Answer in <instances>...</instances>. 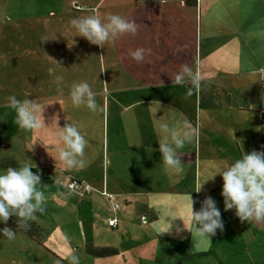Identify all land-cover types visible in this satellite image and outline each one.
<instances>
[{"label":"rangeland","instance_id":"374dc122","mask_svg":"<svg viewBox=\"0 0 264 264\" xmlns=\"http://www.w3.org/2000/svg\"><path fill=\"white\" fill-rule=\"evenodd\" d=\"M129 1L110 0L111 14L134 20L136 34L120 35L103 47L76 35L69 24L72 18L95 12L17 19L8 16V8L1 9L0 169L32 166L30 170L40 175L46 211L30 222L32 234L10 219L0 224L16 233L11 240L0 237V264H69L66 248L79 256L80 264H264V223L241 222L234 209L225 211L222 178L217 174L209 179L217 166L240 158L237 143L212 137L215 132L203 128L196 107L193 139L182 150L194 152L197 147L199 157L182 161L181 174L165 173L157 134L164 115L157 121L159 109L145 111L150 105L140 104V76L134 75L140 63L129 56L140 48V12L133 5L131 16L125 6ZM5 5L1 0L0 7ZM96 9L95 15L104 18L105 5L97 1ZM79 82H87L96 93L94 111L72 106L69 91ZM10 95L28 97L43 107L44 124L34 131L19 129L14 110L4 107ZM67 122L77 125L88 141L83 168L66 169L56 160L61 146L56 133ZM41 156L49 158V168L42 165ZM72 179L90 189L70 187ZM205 196L215 200L223 230L210 241L187 230L177 234L190 197L195 212ZM129 197L149 206L148 222L131 209L127 217L124 211L118 213L119 228L110 227L114 203L130 205Z\"/></svg>","mask_w":264,"mask_h":264},{"label":"crops","instance_id":"0c3cea01","mask_svg":"<svg viewBox=\"0 0 264 264\" xmlns=\"http://www.w3.org/2000/svg\"><path fill=\"white\" fill-rule=\"evenodd\" d=\"M5 1L0 14L1 9L8 8V16L17 19L65 18L84 11L97 14V1L105 5L106 14L114 7L110 0H92L95 4L77 0ZM129 3L125 6L130 8L131 16L133 5L138 8L136 13L140 12V48L149 50L145 62L138 64L140 70L134 74L140 76L143 102L140 104L150 105L145 111L159 109L157 121L162 114V120L169 125L183 120L192 124L196 107L202 115L203 128L215 132L212 137L237 143V157L243 152L264 151L261 147L264 146V0H130ZM182 65L201 76L198 88L172 83ZM178 154L186 163L199 157L197 147L194 152L179 149ZM40 161L49 168V158L41 156ZM127 203L130 205L114 203L119 206V210L113 206L119 223L120 211L127 217L131 209L135 210L139 220L140 213L148 212L149 206L138 198L129 197ZM113 216L109 214L108 219Z\"/></svg>","mask_w":264,"mask_h":264},{"label":"clouds","instance_id":"9594fccd","mask_svg":"<svg viewBox=\"0 0 264 264\" xmlns=\"http://www.w3.org/2000/svg\"><path fill=\"white\" fill-rule=\"evenodd\" d=\"M69 24L76 35L99 47L115 41L120 35L134 36L137 32L134 20L111 13L106 14L104 18L95 14L72 18ZM44 40L47 39L41 41ZM148 52L147 49L136 48L129 52V56L133 61L143 63ZM200 80L201 76L187 65H182L172 77V83L191 85L193 88L200 86ZM95 97L96 93L87 82L74 83L69 91L73 107L84 105L90 111L97 107ZM4 107L14 110L15 123L19 129L34 131L44 124L43 107L28 97L21 100L15 95H10ZM58 129L56 136L61 146L57 148L56 160L66 169L83 168L85 166L83 157L88 141L75 124L67 122ZM157 134L161 136L158 150L165 173L181 174L183 167L178 150L192 141L194 132L191 124L187 120L176 121L171 125L162 122L159 124ZM30 168L32 166L25 163L18 167L0 169V224H6L10 216H15L18 229L27 231L30 222L38 218L37 214L45 213L46 196L41 190L40 175L38 172H32ZM217 174L222 178L220 195L223 197L224 210L234 209V214L241 222L264 223V151L243 152L239 159L230 164L217 166L209 179ZM203 184L195 191L199 192ZM192 203L190 197L187 215L184 218L178 217L182 221V226H176L175 231L179 234L187 230L191 236L195 233L210 241V237L214 236L218 229L223 230L220 210L211 196H205L195 212L192 210ZM171 227L170 221L166 231ZM15 234L7 226L0 228V237L11 240ZM65 244H68L67 238ZM66 251L69 264H80L78 255L70 248H66Z\"/></svg>","mask_w":264,"mask_h":264},{"label":"built area","instance_id":"2783aa9c","mask_svg":"<svg viewBox=\"0 0 264 264\" xmlns=\"http://www.w3.org/2000/svg\"><path fill=\"white\" fill-rule=\"evenodd\" d=\"M262 88H263V90H264V79H263V82H262ZM83 186L85 187L86 190H87V189H90V185H88V184L82 185V183L79 182V181H72V182L70 183V187H72V188H78V189H80V188L83 187ZM114 208H115V210H119V206H118V204H114ZM140 219H141L143 222H146L147 217L144 216V215H141ZM118 221H119V219H118L117 215H115V216L109 218L108 223H109V225L112 226V227H117V226H118Z\"/></svg>","mask_w":264,"mask_h":264},{"label":"trees","instance_id":"16d2710c","mask_svg":"<svg viewBox=\"0 0 264 264\" xmlns=\"http://www.w3.org/2000/svg\"><path fill=\"white\" fill-rule=\"evenodd\" d=\"M16 165V163H14V165L13 166H15ZM72 181H75V179H72L71 180V182ZM70 182V183H71ZM89 185V184H88ZM114 206V205H113ZM117 215V214H116ZM141 215H144V216H146L147 217V220H146V222L148 221V213H143V214H141ZM141 215H140V217H141ZM115 216V215H114ZM118 217V216H117ZM9 219L11 220V221H13V223L15 224V226L17 227V225H16V217L15 216H10L9 217ZM118 219H119V217H118ZM141 220V219H140ZM118 226H119V221H118ZM117 226V227H118ZM110 227H112V226H110ZM113 228H116V227H113ZM26 232H28L29 234H32V229L31 228H29Z\"/></svg>","mask_w":264,"mask_h":264}]
</instances>
